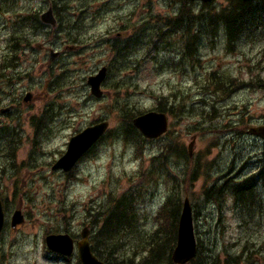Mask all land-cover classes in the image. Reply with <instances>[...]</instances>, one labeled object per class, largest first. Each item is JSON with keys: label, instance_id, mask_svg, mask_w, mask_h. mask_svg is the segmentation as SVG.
I'll return each mask as SVG.
<instances>
[{"label": "rangeland", "instance_id": "obj_1", "mask_svg": "<svg viewBox=\"0 0 264 264\" xmlns=\"http://www.w3.org/2000/svg\"><path fill=\"white\" fill-rule=\"evenodd\" d=\"M55 1L0 0V61L12 47L16 17L34 12L41 15ZM56 2L57 8H61L58 12L62 14V24L65 20L77 24L76 40L89 43L69 50L66 46L72 45L68 41L71 30L56 34L37 32L38 29L27 32L28 41L18 49L20 61L8 71L13 75L11 85L0 86L6 98L3 107L17 104L14 118L2 120L8 127L20 129L21 146L14 163L23 165L17 176L9 161L0 156V169H8L6 173L0 172V191L7 197L3 203L8 221L0 237L1 264H76L77 256L69 262L54 258L46 247V236L62 231L78 237L93 210L104 209L112 196L118 198L139 186L138 211L143 216L140 231L152 232L157 227L159 209L176 192L173 187L177 183L178 191L184 193L180 196L191 200L197 240L202 242L205 253L212 252L224 264L228 253L238 255L249 242L254 245L253 264H264V203L263 208L252 212L254 218L245 222L232 199L218 204L206 200L205 195V191L225 180L244 179L258 172L257 167L261 166L258 159H264V145H256L255 140L246 137L250 127L264 120V87L240 84L264 80V19L258 24H247L251 30L232 48L226 42L224 25L210 27L207 34L199 33L197 61L184 60L183 38H174L171 46H163L168 49L155 51L142 45L132 59L119 64L110 41L116 28L117 34L122 35L119 39L131 38V28L147 23L149 29L155 24L154 17L178 13L180 0ZM229 5L228 0H214L212 9H202V4L195 3L193 11L198 16L215 14ZM81 9L86 10L78 13ZM75 12L77 17H70ZM204 19V26L197 20L198 32L208 28L207 18ZM50 42L55 51L64 52L53 63L49 51L39 47ZM103 66L109 72L102 85L104 96L97 99L87 82ZM214 74L221 79L236 78L232 94L219 95L204 89ZM29 93L32 99L25 103ZM161 98L167 106L178 103V110L174 109L178 115L170 117L169 133L164 138L143 143L140 152L136 145L117 137L121 127L119 104L153 110ZM212 107L216 108L215 113ZM47 110L52 118L40 136L35 137L32 118L43 116ZM104 120L110 122L109 137L94 154L83 159L70 174L52 171V165L65 153L72 136ZM35 138L39 139L36 143ZM173 140L187 151L194 140L193 163L174 156L164 171H157L158 161H153L154 158L159 156L163 144ZM195 167L199 168L197 173ZM187 173L188 177L190 173L195 177L186 184ZM260 192L263 199L264 191ZM19 208L25 222L12 230L11 217ZM93 226L96 231L101 225Z\"/></svg>", "mask_w": 264, "mask_h": 264}, {"label": "trees", "instance_id": "obj_2", "mask_svg": "<svg viewBox=\"0 0 264 264\" xmlns=\"http://www.w3.org/2000/svg\"><path fill=\"white\" fill-rule=\"evenodd\" d=\"M56 1L54 2L55 5H57ZM228 1L230 5L226 9L215 14L210 12L208 14L202 13L198 16V14H195L193 11L194 4L188 3L186 0H180L178 13L168 17L162 18L158 16L153 18L155 24L151 26V31L147 30L145 26L147 23L145 25L141 24L130 29L133 30L131 39H117V62L122 64L128 59H132L131 56L134 55V49L142 43L140 41L143 38H146L145 41L149 46L158 49V46L163 47L174 38H181L182 34L185 36L184 40L187 42L186 50L188 52H193L195 49V42L198 40L197 38H199L198 34H207L209 29H211L210 26L215 27L218 25L225 26L229 46L232 48V45L235 44L238 39L242 38L243 34H247L248 31L251 30L248 29L249 27L247 24H253L254 22L258 24L261 19H264V1L246 3L238 0ZM9 3H11V0H9ZM65 7L66 5L64 8ZM212 8V3L202 4V9ZM59 10H61V8H59ZM58 15L60 16L61 14L58 12ZM204 18H207L206 25L208 28L200 29V32H198V29L195 28L197 20L201 26H204L202 22ZM42 25L39 12L30 13L27 16L16 17L13 24L14 34L12 36V47L9 54H5L0 61V86L4 83L7 87L11 85L13 75L8 74V71L16 67V62L20 61L17 56L20 44L24 41H28L27 32L37 29V32H40ZM19 76L20 75L17 77ZM55 79L59 80L60 78L55 77ZM224 79L225 78L221 79L214 74L204 89H210L211 93L218 94L220 91L224 93L229 92L230 86L236 87V78L229 77ZM240 84L244 85V82H240ZM253 84L263 88L264 80L256 79L255 81L251 80L250 83L248 82L249 86ZM3 88H6V86ZM3 103L4 96L2 91H0V108ZM177 104L176 102L174 105L171 103L170 106H167L161 98L158 100L153 110L167 113L170 117H175L178 115V113L176 115L174 112V109L178 110ZM212 109L215 113L216 108L212 107ZM150 110L152 109H141L128 103L119 104L117 107L119 113L118 119L121 124L117 137H121L127 143L136 145L137 148H140V152L141 148H143V143L147 142V140H145L133 126L132 121L136 116ZM51 118L52 115L49 110L45 111L43 116H35L32 118L35 137H38V135L40 136L41 131L47 127ZM19 132L20 129L18 127L12 128L4 123H0V156L9 161V166L13 165L14 154L21 144L20 139H22V137ZM108 134L104 139L109 137ZM38 141L39 139L35 138V143ZM93 153L94 151L91 152V154ZM174 156L193 163L184 146L177 142V140L168 141L163 144L159 156L153 160L158 161L155 165L157 171H164L166 164L171 157ZM2 169L5 170L7 167ZM198 170L199 168L195 167L194 172L197 173ZM157 171L153 172L151 175H154ZM185 175L187 176L188 173ZM189 176L190 177L187 176L186 178V184L190 179L193 180L195 177L192 173H190ZM174 179L176 180L177 178L174 177ZM178 187L179 185L177 183L176 186L173 187L176 192L168 196L159 209L156 215L157 227L154 231L149 233L140 231V225L143 221V216H141L138 211V203L140 202L141 195L140 186L136 190L130 189L129 192L122 194L119 198L112 196L107 207L102 206L105 208L97 210L94 215H92L91 212V218H93L96 226L101 225L93 236V252L95 255L105 264H175L172 261V254L176 246L179 219L184 201L183 195L180 196L183 192L178 191ZM226 189H228V191ZM144 190L145 188L143 191ZM259 190L264 191V168L258 174L244 178L243 180L232 178L223 181L221 185H214L209 190L205 191V195L206 200L218 204H221L227 198L232 199L234 206L242 215L244 221L247 222L248 219L252 218V212H254V210L263 208L264 198L261 199V194L257 197V192ZM4 197L7 199L0 191V200H4ZM240 198L244 203H241ZM243 200L249 203L247 202L248 204H246ZM197 242L198 255L188 264H221L212 252L211 254L204 252V246L200 240H197ZM253 247L254 245L246 242L238 255L231 256L228 253V257L224 264H229L230 261L235 264H253V252L251 251Z\"/></svg>", "mask_w": 264, "mask_h": 264}, {"label": "water", "instance_id": "obj_3", "mask_svg": "<svg viewBox=\"0 0 264 264\" xmlns=\"http://www.w3.org/2000/svg\"><path fill=\"white\" fill-rule=\"evenodd\" d=\"M189 2L211 3L213 0H187ZM244 2L254 0H241ZM41 20L44 24L55 27L57 21L54 17L52 8L42 14ZM59 54H52L54 60ZM107 77V69L100 70L98 75L92 76L88 80L93 96L101 98L103 91L101 89L103 82ZM31 95H28L25 101H29ZM11 109L2 110L1 113L9 112ZM134 127L148 140H154L162 137L168 131L169 118L167 114L150 111L133 119ZM109 122L103 121L93 126L87 127L82 132L73 136L68 144L65 154L54 164L53 171L62 170L65 173L70 172L79 160L105 135L109 129ZM251 134L264 138V127L253 128ZM194 142L189 145V152L192 154ZM25 222V216L21 209L16 210L11 218V227L16 229ZM5 214L3 204L0 201V234L4 229ZM82 240L78 242V253L81 264H105L99 260L92 252L89 243V233L87 230L82 232ZM47 248L55 253L65 257H71L74 253V241L69 234H51L46 237ZM198 248L194 230L193 209L187 198L182 209L177 246L173 252L172 259L176 264H188L197 256Z\"/></svg>", "mask_w": 264, "mask_h": 264}, {"label": "flooded vegetation", "instance_id": "obj_4", "mask_svg": "<svg viewBox=\"0 0 264 264\" xmlns=\"http://www.w3.org/2000/svg\"><path fill=\"white\" fill-rule=\"evenodd\" d=\"M85 10L86 9H81V10H79V11H77L78 13L79 12H81V13H83V12H85ZM77 12H75L74 14H72L70 17H72V18H75V17H77V15H78V13ZM68 13H69V11H68ZM66 16H68V15H66ZM66 26H67V29L68 30H71V32L69 33V35H68V41H69V43L70 44H72L71 46H66V48H69V49H79V48H82V46H84L86 43H89L87 40H85V42H83V41H77L76 40V38H75V36H74V32L76 31V28H77V24H69L68 23V21L66 20ZM72 22V21H71ZM60 26V25H59ZM61 27L62 26H60L59 27V29H61ZM41 31H46L47 33H49V34H51V32H56V30H51V29H49L48 28V26H46V25H42V27H41V29H40V32ZM45 36V35H44ZM118 36H122L121 34H119ZM85 39H87V38H85ZM97 40L100 42V41H102V37L101 36H99L98 38H97ZM110 41H113V43H111V51H112V53H113V56H115V58H117V28H116V30H115V35L113 36V38H110ZM39 47L42 49V50H45V49H47L48 51H49V53H50V55H51V49H53L52 48V42H50V44L47 46V45H44V44H42L41 46L39 45ZM194 51L193 52H188L187 50H186V47H185V49H184V51H183V59H185V58H187V59H196V60H199L198 58H195L196 57V54H197V50H198V47H197V44H195L194 45ZM64 55V52H61V54L53 61V62H55V61H58L59 59H61L62 58V56ZM103 67H106L107 69H108V67L107 66H103ZM102 67V68H103ZM108 72H109V69H108ZM244 86H249L248 85V82L247 83H244ZM224 94V93H223ZM230 94H232V87H230L229 88V92H228V94L226 95V96H229ZM31 99H32V94H31ZM31 99L29 100V101H31ZM5 100L6 99H4V102H5ZM24 100H25V98H24ZM28 101V102H29ZM4 106V105H3ZM9 106H11L12 108H11V112H9V113H6V115H4V117H1L0 116V123H4V121L2 120L3 118H5V117H7V118H11V119H13L14 117H12L13 115H14V113H16V106H17V104H13V105H9ZM259 127H264V120H261V122L258 124V125H255V126H252V127H250L247 131H246V137L247 138H249L250 140H255L256 141V145H264V138H259V137H255V136H253V135H251V133H250V131H251V129H253V128H259ZM20 146H21V144L18 146V149L16 150V152H15V154H14V161H15V159H16V156H17V154H18V151H19V149H20ZM99 146V145H98ZM98 146H96V147H94V151H96V149H97V147ZM264 147V146H263ZM16 161H17V159H16ZM14 163V162H13ZM80 163V162H79ZM12 172L14 173V174H17V176L21 173V171L23 170V165L21 166V165H17L16 166V162L12 165ZM7 170L8 169H5V170H3L2 168L0 169V172H2V173H6L7 172ZM0 189H1V187H0ZM5 203V202H4ZM4 211H5V213H6V210H5V205H4ZM94 213L95 212H92L91 214L92 215H94ZM7 214V213H6ZM7 217V216H6ZM88 223H87V225H85V228H87V231H88V233H89V239H90V242H91V245H92V249L94 248V242H93V236H94V234H95V227L93 226V225H95L96 223L93 221V218H91V215L89 216V218H88V221H87ZM7 224H8V221H7ZM8 227V226H7ZM85 228H83V229H85ZM82 229V230H83ZM60 233H68V232H62V231H59L58 233H56V234H60ZM68 234H70V236L73 238V240H74V243H75V251L77 250L76 248H77V243H78V241L80 240V237L78 236H76L75 234H72L71 232L70 233H68ZM52 256H54V258H56V259H58V260H60V261H65L66 262V260L67 259H65V258H63V257H61V256H59V255H57V254H52Z\"/></svg>", "mask_w": 264, "mask_h": 264}, {"label": "bare ground", "instance_id": "obj_5", "mask_svg": "<svg viewBox=\"0 0 264 264\" xmlns=\"http://www.w3.org/2000/svg\"><path fill=\"white\" fill-rule=\"evenodd\" d=\"M182 23V22H181ZM179 25V24H178ZM186 29V28H185ZM128 50V49H127ZM126 52V51H125ZM121 54V53H120ZM126 54V53H125ZM123 56V55H122ZM260 149V148H259ZM262 149V148H261ZM260 149V150H261ZM257 153H259V152H257ZM263 153H264V147H263ZM257 157V156H256ZM259 160V159H258ZM253 164V163H252ZM255 164V163H254ZM258 168V167H257ZM253 170V169H252ZM223 187V186H222ZM226 187V186H225ZM235 187V186H234ZM230 188V187H229ZM249 188V187H248ZM221 189V188H220ZM225 190V189H224ZM227 191H228V189H226ZM241 190V189H240ZM246 190V189H245ZM233 191V190H232ZM235 191H237V190H235ZM244 191V190H243ZM248 191V190H247ZM235 193V192H234ZM248 195V194H247ZM241 197V196H240ZM242 199L240 198V201H241ZM248 200V199H247ZM239 201V202H240ZM243 201H245V200H243ZM249 201V200H248ZM248 201H245L246 202V204H248L249 202ZM248 202V203H247ZM241 203H244V202H242L241 201ZM245 205V204H244ZM250 205V204H249ZM246 207V206H245ZM243 210H244V208H243Z\"/></svg>", "mask_w": 264, "mask_h": 264}]
</instances>
